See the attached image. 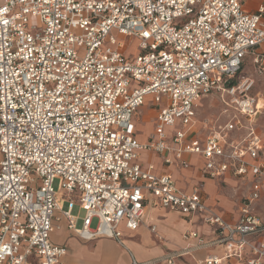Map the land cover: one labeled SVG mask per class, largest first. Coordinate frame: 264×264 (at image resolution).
<instances>
[{
    "label": "built area",
    "instance_id": "obj_1",
    "mask_svg": "<svg viewBox=\"0 0 264 264\" xmlns=\"http://www.w3.org/2000/svg\"><path fill=\"white\" fill-rule=\"evenodd\" d=\"M113 32L137 38L141 52L126 56L127 44ZM263 44L264 4L253 12L243 0H4L0 264H65L66 247L51 240L62 218L83 240L124 244L122 225L138 230L147 203L198 215L219 236L188 230L191 246L148 262L132 255L130 264H174L213 244L224 246L225 257L211 254L200 264L232 257L263 264L264 241L256 238L264 237V220L251 204L263 188L264 98L252 91L254 77L237 78L249 55L264 76V55L256 52ZM213 92L221 94L226 119L205 139H188L199 100ZM148 96L158 107L156 135L141 142L133 118ZM170 137L175 157L167 165L189 167L184 155L198 154L206 177L253 174L238 221L210 206L199 186L188 193L171 173L141 164V150L164 152ZM76 205L85 210L80 227Z\"/></svg>",
    "mask_w": 264,
    "mask_h": 264
},
{
    "label": "crops",
    "instance_id": "obj_2",
    "mask_svg": "<svg viewBox=\"0 0 264 264\" xmlns=\"http://www.w3.org/2000/svg\"><path fill=\"white\" fill-rule=\"evenodd\" d=\"M264 4V0H243V6L248 11L255 12L259 6ZM262 48V49H260ZM256 52L264 55V44L256 48ZM200 101V100H199ZM199 104V102H198ZM148 99L144 106L140 107L134 115L133 122L135 126V135L141 142H148L156 135V114L158 107H148ZM198 106V105H197ZM141 115V116H140ZM140 116V117H139ZM259 120V119H258ZM142 122H152V130L146 136L141 137ZM139 125V126H138ZM202 124L197 119V107L195 123L190 137H199L205 139L208 133L201 131ZM259 129V122H258ZM260 131V130H259ZM171 133V131H169ZM261 133V132H260ZM263 138V136H262ZM171 148L164 152H154L150 150H141L139 161L144 167L150 163L155 165V172L173 175L179 188L191 193L196 186H199L201 192L206 196L207 203L220 213L226 220L236 222L241 216L243 202L252 192L254 176L249 174L245 178H238L228 172L220 178L212 179L203 175L202 168L205 160L198 154H185L189 161V167H183L178 163L167 165V157L174 158V146L172 138L168 139ZM2 153L0 152V161ZM261 160L264 161V141L261 152ZM263 188L260 197L251 204L252 211L264 220V216L257 211L256 204L264 196V175L261 177ZM226 184H234L238 189H242L241 198L233 199L231 189L226 194L219 187ZM171 219L172 225L165 224L164 221ZM60 228H55L51 233V240L55 244L66 247L67 253L63 257L65 264H130L132 255L141 262H148L157 258H162L168 252L187 248L196 242V240L187 241L184 239V233L188 230H196L200 235L208 240L219 236L218 233L208 224L204 223L198 215H185L179 210L168 209L160 205L147 203L142 216L141 225L136 231H131L122 225L123 242L110 237H100L94 240H83L77 236L68 227V221L62 218L56 222ZM156 226V232L151 230V226ZM163 227V229H162ZM59 232L60 234H58ZM144 236L142 240L141 237ZM257 242H263L264 237L256 238ZM226 250L222 244H213L198 250H191L181 257L175 259L174 264H200L199 260L206 256L215 254L225 257ZM247 252L245 257H249ZM154 264H165L160 260ZM222 264H248L245 260L238 258H224ZM264 264V263H263Z\"/></svg>",
    "mask_w": 264,
    "mask_h": 264
},
{
    "label": "rangeland",
    "instance_id": "obj_3",
    "mask_svg": "<svg viewBox=\"0 0 264 264\" xmlns=\"http://www.w3.org/2000/svg\"><path fill=\"white\" fill-rule=\"evenodd\" d=\"M4 0H0V4H3ZM30 23L31 25L37 24L38 19L31 16L30 17ZM32 31H36L32 29ZM112 34H115L118 37L119 42H123L127 44V48L125 49V55L128 57H133L141 52L140 50V42L137 38L132 37H124L119 36L116 32H113ZM262 49V48H260ZM244 75H250L254 77L255 79V86L253 88V93L259 94L264 98V76L260 75L256 72L253 64V56L249 55L246 60L245 64L243 65L242 70L237 75V78L244 76ZM148 107H153L152 103V96H148ZM224 110V104L222 102L221 94L217 92H213L207 96H204L200 99L199 104L197 106V119L200 124H202L201 131L204 133H208L215 124L223 122L226 119L227 113L223 112ZM141 116V115H140ZM139 116V117H140ZM259 130L261 132V135L263 136L264 141V110L259 116ZM207 123V126L205 125ZM142 128V134L141 137L144 138V136L148 135L150 131L152 130V122H142L141 123ZM139 126V125H138ZM206 126V127H205ZM176 128H173V132ZM172 128H169V131H171ZM55 188L58 187L57 181L55 182ZM221 190H223L226 194H229V190L233 192L232 195H230L233 199H236L237 197L241 198L242 196V189H238L234 186V184H226L224 186L219 187ZM256 209L258 212H260L264 216V196L262 199L256 204ZM85 213V210L80 208L79 205H76L73 209V214L77 215L78 221L77 226L80 227L82 224L81 217H83ZM98 223L97 218L93 220L92 227H95ZM165 224H168L170 226L172 225L171 219H167L164 221ZM163 229V227H162ZM60 234L59 232H57ZM141 239H144V236L141 237Z\"/></svg>",
    "mask_w": 264,
    "mask_h": 264
}]
</instances>
